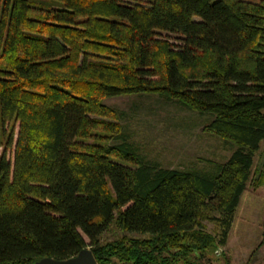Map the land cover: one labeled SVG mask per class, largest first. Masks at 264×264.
<instances>
[{
	"label": "trees",
	"instance_id": "obj_1",
	"mask_svg": "<svg viewBox=\"0 0 264 264\" xmlns=\"http://www.w3.org/2000/svg\"><path fill=\"white\" fill-rule=\"evenodd\" d=\"M138 94L209 116L228 157L144 159L102 101ZM0 135V264L85 247L97 264H204L264 139V0H0Z\"/></svg>",
	"mask_w": 264,
	"mask_h": 264
},
{
	"label": "rangeland",
	"instance_id": "obj_2",
	"mask_svg": "<svg viewBox=\"0 0 264 264\" xmlns=\"http://www.w3.org/2000/svg\"><path fill=\"white\" fill-rule=\"evenodd\" d=\"M102 101L120 112L116 121L139 154L160 166L208 172L215 163L223 162L233 148L229 142L204 129L209 116L156 94L110 96ZM17 133L15 128L13 136ZM0 141L2 147L4 138ZM108 143L115 141L110 138ZM13 147L14 142L8 154ZM262 170L264 139L253 154L250 180L239 196L225 242L213 245L206 252L202 258L204 264H264V182L258 185L254 181ZM200 224L216 241L219 239L221 226H217V221L203 218ZM120 234L111 225L100 240L108 241Z\"/></svg>",
	"mask_w": 264,
	"mask_h": 264
},
{
	"label": "water",
	"instance_id": "obj_3",
	"mask_svg": "<svg viewBox=\"0 0 264 264\" xmlns=\"http://www.w3.org/2000/svg\"><path fill=\"white\" fill-rule=\"evenodd\" d=\"M31 264H97L88 248H82L75 255L65 259L41 257Z\"/></svg>",
	"mask_w": 264,
	"mask_h": 264
}]
</instances>
